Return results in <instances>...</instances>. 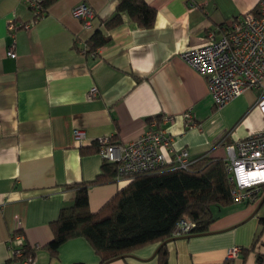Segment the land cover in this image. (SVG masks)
I'll use <instances>...</instances> for the list:
<instances>
[{
	"label": "crops",
	"instance_id": "crops-1",
	"mask_svg": "<svg viewBox=\"0 0 264 264\" xmlns=\"http://www.w3.org/2000/svg\"><path fill=\"white\" fill-rule=\"evenodd\" d=\"M144 1L157 12L152 29L138 28L123 15V24L107 32L101 23L117 0H57L37 20L23 0H0V264H7L17 232L36 249L30 264L99 263L83 238L63 244L56 258L42 249L52 239L50 223L73 204L74 191L65 187L101 173L98 153H81L96 139L130 143L155 118L175 152L223 158L226 145L264 130V114L256 106L260 91L247 89L217 110L207 80L179 57L206 45L207 32L219 37L255 10L258 0ZM81 3L95 14L91 29L71 15ZM11 24L17 29L9 31ZM96 29L111 43L86 55ZM13 44L14 58L7 55ZM92 88L96 93L89 97ZM74 131L83 133L80 143ZM126 184L89 186L90 211H100ZM260 203L213 207L216 219L205 234L165 243L167 264H264ZM159 247L147 245L108 264H158ZM232 247L241 253L228 260Z\"/></svg>",
	"mask_w": 264,
	"mask_h": 264
},
{
	"label": "trees",
	"instance_id": "trees-1",
	"mask_svg": "<svg viewBox=\"0 0 264 264\" xmlns=\"http://www.w3.org/2000/svg\"><path fill=\"white\" fill-rule=\"evenodd\" d=\"M57 0H41V15ZM141 29L155 25L156 9L144 0H117L113 14L102 21L103 29L110 32L123 24L122 16ZM111 43V37L96 29L86 42V55L95 54ZM113 143H116L113 139ZM82 154L98 153L93 142L89 148H81ZM127 181L100 211L89 209L87 189ZM74 191L73 204L63 207L55 221L50 223L51 241L42 249L56 258L59 248L66 242L83 238L99 257L98 264L123 259L147 245L160 244L156 256L158 264H167L165 243L172 237L176 224L187 218L194 224L191 235L205 234L216 217L213 207L227 208L235 204L230 197L231 186L227 181L223 158L207 155L196 158L187 170L166 167L153 173L134 175L121 179L118 165L103 162L101 173L87 183H75L65 187ZM264 202V199H263ZM262 202V203H263ZM19 234L13 233L14 235ZM21 234V233H20ZM23 254L16 263L33 261L36 249L25 240ZM7 264H10L9 260Z\"/></svg>",
	"mask_w": 264,
	"mask_h": 264
},
{
	"label": "built area",
	"instance_id": "built-area-1",
	"mask_svg": "<svg viewBox=\"0 0 264 264\" xmlns=\"http://www.w3.org/2000/svg\"><path fill=\"white\" fill-rule=\"evenodd\" d=\"M31 10L34 19L41 15V0H23ZM71 15L81 22L83 29L95 26V14L85 3L75 6ZM27 28L28 25L20 26ZM15 26L9 25V31ZM217 37L215 31L207 32V44L198 48L185 49L179 57L198 75L207 80L209 94L217 110L223 109L247 89L260 91L257 108L264 114V0H258L255 10L245 14L229 29H223ZM15 57L14 44L7 52ZM93 55V54H92ZM96 89L89 91L93 97ZM190 121V113L184 116ZM169 118H164V121ZM77 142L84 139L81 131H74ZM110 137L94 141L98 155L103 161L117 164L121 179L134 175L153 173L166 167L187 170L195 162L186 150L175 152L173 139L167 131L159 128L157 119L148 121L145 132L126 144L113 143ZM223 157L227 181L231 186L230 197L234 203H256L264 199V130L248 135L235 144L224 147ZM171 158H167V156ZM194 224L182 218L175 226L172 237L191 235ZM24 237L16 234L10 239L9 262L23 254ZM241 253V248L232 247L226 253L231 260ZM30 264L28 260L19 262Z\"/></svg>",
	"mask_w": 264,
	"mask_h": 264
},
{
	"label": "water",
	"instance_id": "water-1",
	"mask_svg": "<svg viewBox=\"0 0 264 264\" xmlns=\"http://www.w3.org/2000/svg\"><path fill=\"white\" fill-rule=\"evenodd\" d=\"M262 202H263V200L261 201V203H260V204H262Z\"/></svg>",
	"mask_w": 264,
	"mask_h": 264
}]
</instances>
